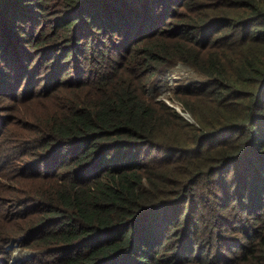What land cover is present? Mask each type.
Instances as JSON below:
<instances>
[{
  "label": "trees",
  "instance_id": "obj_1",
  "mask_svg": "<svg viewBox=\"0 0 264 264\" xmlns=\"http://www.w3.org/2000/svg\"><path fill=\"white\" fill-rule=\"evenodd\" d=\"M0 264H264V0H0Z\"/></svg>",
  "mask_w": 264,
  "mask_h": 264
},
{
  "label": "rangeland",
  "instance_id": "obj_2",
  "mask_svg": "<svg viewBox=\"0 0 264 264\" xmlns=\"http://www.w3.org/2000/svg\"><path fill=\"white\" fill-rule=\"evenodd\" d=\"M194 80H200V77L190 68L183 65H177L170 68L165 75L160 76L156 81L150 83L147 94L155 100L166 101L176 110L181 112V103L174 99L172 91L174 88L179 87L182 84H188ZM184 115L185 117L188 116L187 114ZM10 249H14L9 255L10 259L13 258L12 263L21 262L31 256V253L27 250L19 248Z\"/></svg>",
  "mask_w": 264,
  "mask_h": 264
},
{
  "label": "built area",
  "instance_id": "obj_3",
  "mask_svg": "<svg viewBox=\"0 0 264 264\" xmlns=\"http://www.w3.org/2000/svg\"><path fill=\"white\" fill-rule=\"evenodd\" d=\"M13 247H14V248H17L16 246H13V245L10 246V248H13ZM11 262H13V258L11 259Z\"/></svg>",
  "mask_w": 264,
  "mask_h": 264
}]
</instances>
